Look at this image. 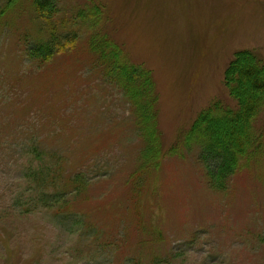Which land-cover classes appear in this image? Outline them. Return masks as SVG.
<instances>
[{
  "label": "rangeland",
  "instance_id": "obj_1",
  "mask_svg": "<svg viewBox=\"0 0 264 264\" xmlns=\"http://www.w3.org/2000/svg\"><path fill=\"white\" fill-rule=\"evenodd\" d=\"M9 1L0 15V264H264V109L251 160L225 191L208 185L198 149L183 148L202 110L238 108L227 69L241 49L264 57V0H54L52 26L77 41L42 67L26 48L50 27L33 0H0V10ZM106 46L151 71L157 167L140 154L132 104L102 71ZM240 84L246 91L242 74ZM219 125L217 138L228 134ZM32 145L62 155L65 176L85 171L80 196L40 198L45 174Z\"/></svg>",
  "mask_w": 264,
  "mask_h": 264
},
{
  "label": "trees",
  "instance_id": "obj_2",
  "mask_svg": "<svg viewBox=\"0 0 264 264\" xmlns=\"http://www.w3.org/2000/svg\"><path fill=\"white\" fill-rule=\"evenodd\" d=\"M8 4L10 1L1 7L0 15L6 11ZM33 5L49 25L50 32L44 40H37L29 45L26 48V55L37 66L42 67L58 52L73 47L72 43L77 40L75 35L70 38V34L59 33L52 26L54 15L57 12L54 0H33ZM107 47H102L100 51L101 57L108 59L102 60L104 64L102 71L115 82L132 104L136 130L144 144L140 154L144 157L152 153L155 164L151 162L149 165L158 166L162 155V151L158 153L161 134L158 131L156 113L153 109L157 95L151 71L142 65L128 62L122 58L119 50L113 47L107 49ZM239 63L243 66L240 75L236 68ZM241 74L242 80L247 84L246 91L240 84ZM226 85L230 94L235 97L238 108L224 109L219 103V106L213 105L202 110L195 124L186 131L183 139V148L188 151L198 149V160L203 167L207 183L212 189L218 191H225L229 188L231 179L256 147L257 142L253 138V132H255L253 122L264 109L263 55L254 49L238 51L227 69ZM244 93H247L246 99ZM219 122H225L229 127L227 135L217 138L216 135L220 133ZM31 147L30 153L37 156L40 161L42 160L40 175L45 174L42 182L37 180L41 182V188H44L40 198L55 204L63 197L61 203L67 204L70 202L69 196L75 198L80 196L90 181L84 176L85 171H78L74 176H65V160L62 155L48 152L47 149L38 148L35 145ZM250 160L251 158L246 162L249 163ZM145 170L150 169L145 167ZM135 183L141 185L142 181L137 178Z\"/></svg>",
  "mask_w": 264,
  "mask_h": 264
}]
</instances>
